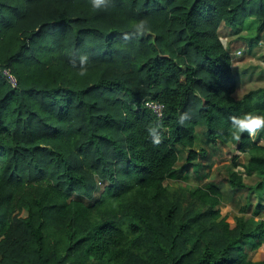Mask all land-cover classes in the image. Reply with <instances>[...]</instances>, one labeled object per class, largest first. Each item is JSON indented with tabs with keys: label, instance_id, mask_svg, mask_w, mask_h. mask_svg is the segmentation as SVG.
Wrapping results in <instances>:
<instances>
[{
	"label": "trees",
	"instance_id": "trees-1",
	"mask_svg": "<svg viewBox=\"0 0 264 264\" xmlns=\"http://www.w3.org/2000/svg\"><path fill=\"white\" fill-rule=\"evenodd\" d=\"M141 20L150 31L136 36ZM223 25L263 31L264 0H0V264H264L248 251L264 242V218L232 224L213 183L190 190L188 206L165 185L180 147L184 175L202 166L203 128L245 158L230 186L264 189V130L231 135V117L264 115V86L235 96ZM239 166L261 181L248 187Z\"/></svg>",
	"mask_w": 264,
	"mask_h": 264
},
{
	"label": "rangeland",
	"instance_id": "rangeland-1",
	"mask_svg": "<svg viewBox=\"0 0 264 264\" xmlns=\"http://www.w3.org/2000/svg\"><path fill=\"white\" fill-rule=\"evenodd\" d=\"M251 17H257L253 15ZM254 19V18H251ZM220 37L224 45L231 50L233 57V68L237 79V91L235 96L240 99L248 91L264 86V30L250 31L245 27L233 29L223 25L220 29ZM196 149H205L206 158H201L202 166L193 168L189 164L187 174H183L182 168L188 165V150L180 147L181 159L178 163L177 175L165 182L168 191L183 206H188L191 199L188 195L190 190L197 187L206 186L209 183L215 185H230L227 180L228 173L233 169L236 155H240L235 146L224 145L222 143L213 144L205 134L203 128H198ZM241 157V158H240ZM239 159L245 162L243 155ZM197 163V162H196ZM236 171L244 175L245 183L248 187L255 186L261 179L252 174H247L243 166L236 168ZM104 184H100L98 195L104 189ZM259 191V192H258ZM254 195L249 196V188L241 191L230 189L223 194V202L218 207L221 216L228 217L234 224L235 217L249 216L255 221L264 218V212L256 215V207L264 204L263 198H259V193L264 189H258ZM264 194V192H263ZM239 199V200H238ZM248 204L250 205L247 208ZM245 209V211L243 210ZM244 211V212H243ZM130 243L135 246V237L130 236ZM141 245V244H140ZM250 256L255 261L264 260V242L255 250L248 246ZM105 264H115L113 261H105Z\"/></svg>",
	"mask_w": 264,
	"mask_h": 264
},
{
	"label": "clouds",
	"instance_id": "clouds-1",
	"mask_svg": "<svg viewBox=\"0 0 264 264\" xmlns=\"http://www.w3.org/2000/svg\"><path fill=\"white\" fill-rule=\"evenodd\" d=\"M109 0H91V6L95 10H100L102 8H107ZM134 33L136 36H143L150 31L146 21H139L134 24ZM125 41L130 39L128 34L123 36ZM88 62L87 55H81L79 57V63L81 65L79 70V75L81 77L87 75V68L85 65ZM73 66L76 64V60L72 61ZM186 118V115L181 116V122ZM232 121V137L235 140H239L242 133L247 132L250 137H255L260 131L264 130V115H255L252 113L245 114L242 117H231ZM159 125L156 127H149L148 132L152 137V142L155 145L161 143V136L158 132Z\"/></svg>",
	"mask_w": 264,
	"mask_h": 264
},
{
	"label": "built area",
	"instance_id": "built-area-1",
	"mask_svg": "<svg viewBox=\"0 0 264 264\" xmlns=\"http://www.w3.org/2000/svg\"><path fill=\"white\" fill-rule=\"evenodd\" d=\"M5 76L11 82V84L16 87L17 86V79L16 77L10 72V70L4 71ZM147 108H149L157 117L162 118L164 114V105L156 100H150L146 103Z\"/></svg>",
	"mask_w": 264,
	"mask_h": 264
},
{
	"label": "crops",
	"instance_id": "crops-1",
	"mask_svg": "<svg viewBox=\"0 0 264 264\" xmlns=\"http://www.w3.org/2000/svg\"><path fill=\"white\" fill-rule=\"evenodd\" d=\"M220 188L223 190V193H226V194H227L228 191H230V189H233L230 185H225V184L221 185Z\"/></svg>",
	"mask_w": 264,
	"mask_h": 264
}]
</instances>
